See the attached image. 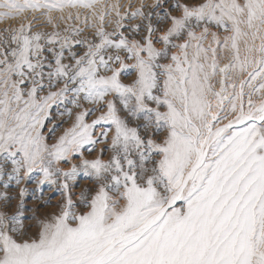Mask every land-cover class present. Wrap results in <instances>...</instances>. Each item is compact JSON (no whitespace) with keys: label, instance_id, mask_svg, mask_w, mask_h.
<instances>
[{"label":"snow or ice","instance_id":"6c2138e0","mask_svg":"<svg viewBox=\"0 0 264 264\" xmlns=\"http://www.w3.org/2000/svg\"><path fill=\"white\" fill-rule=\"evenodd\" d=\"M164 2L0 0V178L61 197L33 224L0 192V264H264V0Z\"/></svg>","mask_w":264,"mask_h":264},{"label":"bare ground","instance_id":"6f19581e","mask_svg":"<svg viewBox=\"0 0 264 264\" xmlns=\"http://www.w3.org/2000/svg\"><path fill=\"white\" fill-rule=\"evenodd\" d=\"M174 0H165V2L162 4L161 8L156 9L155 11H159L163 13L165 9L169 7L170 3H173ZM155 3L154 1L146 2L145 5H152ZM147 10V9H146ZM153 19L155 21V15L153 16ZM135 23L137 21H125V23ZM0 28H3L5 25L0 24ZM72 24H68L65 26H70ZM62 25L61 28L65 27ZM108 31H111L112 28L105 26ZM33 30H36L35 28ZM94 29L92 28H85L82 35L87 36L90 33H92ZM129 63H131L129 61ZM123 79L127 80L129 77L127 74H125ZM238 79V78H237ZM219 87V86H218ZM219 89V88H218ZM73 105L71 103L65 101L58 104L53 105L50 110L47 119L44 122V126L41 129L42 133L45 136L46 142L49 144H52L55 142V140L63 134L64 130L71 127L72 123L74 122L75 113L71 117L67 114V109L72 108ZM99 113H96L98 115ZM51 116V117H50ZM93 117L89 116L87 119L90 121ZM58 122L56 125L55 123ZM226 122V121H225ZM58 127H61L63 129L62 131L56 132ZM98 130V129H97ZM87 147L90 146H86ZM100 145H97V151L89 152L87 150L84 151V157L85 158H93L98 154V149L100 148ZM108 156L107 150H105L104 158L106 159ZM81 159L78 155H73L71 157V163H79V160ZM57 166L68 168L70 167V164L67 163H59ZM41 177V174L39 172H34L31 174V176L22 182L20 186H17L15 184V181H10L8 183V187L5 189L4 184L6 182L5 178H0V192H7L12 197V203L13 205H18L21 203V197L19 196V187L26 188V192L24 197L22 198V212L24 213V222L25 223H35L36 219H38L40 216H42L45 212H52L55 211L57 204L60 201V191L58 186L49 185L48 183H45L44 185H37L36 181ZM92 181L84 176L83 173H80L77 177V180L74 182L73 192L75 194H78L81 187L84 185H91ZM74 195V199H75ZM179 206V202H178ZM14 210V209H13Z\"/></svg>","mask_w":264,"mask_h":264},{"label":"rangeland","instance_id":"374dc122","mask_svg":"<svg viewBox=\"0 0 264 264\" xmlns=\"http://www.w3.org/2000/svg\"><path fill=\"white\" fill-rule=\"evenodd\" d=\"M151 1H154V0H101V3L102 4H107V5H110V4H113V3H119L121 5V11L124 12L126 10H128V6L131 4L133 7H138L140 4H145L146 2H151ZM68 12H71L73 14V17H75V15L77 14V12H79V15H80V20L77 21L75 20V18H73L72 20H68L67 19V14ZM55 15L59 16V15H64L65 16V20L63 21H60V27L65 26V25H68V24H72V25H78L79 27L81 28H89V27H86L85 24H84V17L86 15L90 16L91 15V10H88V9H65L64 13L61 14V13H55ZM113 17H114V13H113ZM107 19V18H106ZM7 23H9L8 21H0V24L2 25H6ZM1 26V25H0ZM107 27H110V28H113L114 27V24H111V23H107L106 22V25ZM239 80V77L237 79V82ZM219 84L216 85L217 89L219 88L218 87ZM247 91V89H246ZM254 99H259V97H254ZM51 117V116H50ZM56 125L58 124V122L55 123ZM58 131H62L63 132V129L61 127H58V129L56 130V132ZM75 156V155H74ZM61 164H63V162H61ZM29 231L31 232H34L35 231V228H31Z\"/></svg>","mask_w":264,"mask_h":264}]
</instances>
